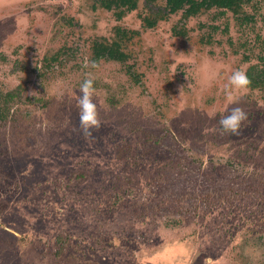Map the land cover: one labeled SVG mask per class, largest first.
Returning a JSON list of instances; mask_svg holds the SVG:
<instances>
[{
    "label": "rangeland",
    "instance_id": "obj_1",
    "mask_svg": "<svg viewBox=\"0 0 264 264\" xmlns=\"http://www.w3.org/2000/svg\"><path fill=\"white\" fill-rule=\"evenodd\" d=\"M166 1L0 0V264H264V0Z\"/></svg>",
    "mask_w": 264,
    "mask_h": 264
},
{
    "label": "clouds",
    "instance_id": "obj_2",
    "mask_svg": "<svg viewBox=\"0 0 264 264\" xmlns=\"http://www.w3.org/2000/svg\"><path fill=\"white\" fill-rule=\"evenodd\" d=\"M95 67V62H92ZM251 81L245 70L234 69L227 77L224 91L229 101L232 100V89H246ZM94 80L88 74L79 84L78 98V121L83 133L91 135L94 129H98L101 121L98 117L97 106L93 100L95 93ZM247 119V114L239 106L228 110L227 115L219 119L220 131L223 133L237 134L243 121Z\"/></svg>",
    "mask_w": 264,
    "mask_h": 264
},
{
    "label": "trees",
    "instance_id": "obj_3",
    "mask_svg": "<svg viewBox=\"0 0 264 264\" xmlns=\"http://www.w3.org/2000/svg\"><path fill=\"white\" fill-rule=\"evenodd\" d=\"M240 0H167L166 1V8H168V11L170 13L176 12L179 9H182L184 7V5H186V7L184 8V13L183 15L185 17H189L190 15H194L197 12H199L201 9L207 8V7H211V6H217V7H221L223 9L226 8H232V7H236V4L239 2ZM135 7V2H131L130 8L133 9ZM164 13L160 16L159 18L163 17ZM155 19L152 18H145L144 17V25L146 26H153L155 24ZM177 35H183L184 31L182 29H180V31H176ZM111 55V54H110ZM253 68H249L248 70H246V73L249 77V80L251 81L250 85L248 87H251V85L253 87L258 86V84H260L258 87H261V89H263V103H264V77H263V73L261 72V70H259V77L257 82L253 81V78L251 77V71ZM261 82V83H260ZM263 83V84H262Z\"/></svg>",
    "mask_w": 264,
    "mask_h": 264
}]
</instances>
